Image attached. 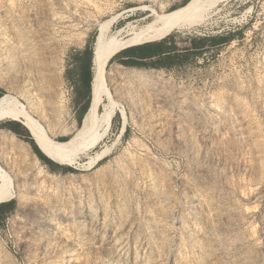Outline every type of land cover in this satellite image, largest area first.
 <instances>
[{"label":"rangeland","instance_id":"374dc122","mask_svg":"<svg viewBox=\"0 0 264 264\" xmlns=\"http://www.w3.org/2000/svg\"><path fill=\"white\" fill-rule=\"evenodd\" d=\"M186 1L0 0V97L18 98L50 142L69 141L85 102L74 56L100 24L114 18L109 37L124 42ZM209 16L151 42L192 52L176 67L124 64L137 46L111 60L114 119L60 165L74 172L43 163L24 126L0 144L24 178L1 204L13 203L0 209V264H264V0Z\"/></svg>","mask_w":264,"mask_h":264},{"label":"bare ground","instance_id":"6f19581e","mask_svg":"<svg viewBox=\"0 0 264 264\" xmlns=\"http://www.w3.org/2000/svg\"><path fill=\"white\" fill-rule=\"evenodd\" d=\"M226 1L228 0H191L186 6L170 14H158L156 21L124 42L116 40L113 36V38L109 37L114 18L102 22L98 28L94 47L91 105L83 119L81 128L69 141L50 142L38 120L32 117L30 110L18 98L9 95L0 97V125L5 121L21 122L43 153L61 165L75 166L82 152L96 147L109 134L116 106L106 76L111 60L128 48L157 42L171 31L186 30L201 24L210 17V13L218 5ZM9 135L0 132V144L11 143L15 136L12 133ZM107 154L108 149H103L90 162L89 166H94ZM6 167L0 162V205L10 202L16 197L20 198L21 188L24 184V178L20 173Z\"/></svg>","mask_w":264,"mask_h":264},{"label":"trees","instance_id":"16d2710c","mask_svg":"<svg viewBox=\"0 0 264 264\" xmlns=\"http://www.w3.org/2000/svg\"><path fill=\"white\" fill-rule=\"evenodd\" d=\"M191 0H187L186 4H188ZM194 50H199L200 47L197 46L196 43L192 44ZM131 54H128L125 58L127 61L124 62V64H131L136 66H142L144 65L143 62L146 60H153L158 59L159 63H154L153 66L155 67H162V68H172L179 65L181 59L184 57L190 56L192 53L190 50H187L185 54L180 53L177 47L174 45L166 44V43H147L141 46L135 47V49H132ZM93 57H94V47L92 45V42L89 43L85 49L84 52L78 53L74 56V58L77 59V66H79L80 70L77 74V81L80 82L81 90L79 89V83L77 86L78 93L80 97H83L84 99V107L79 115V124L82 126L83 119L86 115V113L89 110V107L91 105L92 100V81H93ZM74 64V63H73ZM71 74V73H70ZM67 78L69 77V72L66 73ZM19 127H22L23 125L21 123H18ZM0 129H6L13 134L17 136H21L19 130L16 127H8L6 125H0ZM29 132V131H28ZM27 142L32 146L34 153L39 157V159L49 165L52 170L54 171H69L74 172V169L71 167H63L58 165L57 163L53 162L51 159H49L37 146L34 139L32 138L30 133H27ZM62 142L68 141V139H61ZM12 205L13 203L9 205H1L0 209L5 213H8L12 211Z\"/></svg>","mask_w":264,"mask_h":264},{"label":"crops","instance_id":"0c3cea01","mask_svg":"<svg viewBox=\"0 0 264 264\" xmlns=\"http://www.w3.org/2000/svg\"><path fill=\"white\" fill-rule=\"evenodd\" d=\"M2 125H6L8 127H16L19 130L20 134H21L20 137H23V135H24V129L22 127H19L18 126V123H16L15 121H5V122H3ZM0 131H2V130H0Z\"/></svg>","mask_w":264,"mask_h":264},{"label":"water","instance_id":"95a60500","mask_svg":"<svg viewBox=\"0 0 264 264\" xmlns=\"http://www.w3.org/2000/svg\"><path fill=\"white\" fill-rule=\"evenodd\" d=\"M21 123V122H20ZM22 124V123H21ZM12 133V132H11ZM39 148V147H38ZM41 150V149H40ZM43 152V151H42ZM45 154V153H44ZM46 155V154H45ZM47 156V155H46ZM48 157V156H47ZM49 159H51L50 157H48ZM52 160V159H51ZM53 162H55L54 160H52ZM55 163H57V162H55ZM57 164H59V163H57ZM59 165H61V164H59Z\"/></svg>","mask_w":264,"mask_h":264}]
</instances>
